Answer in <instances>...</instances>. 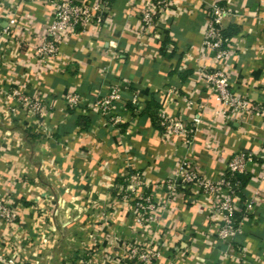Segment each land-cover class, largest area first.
<instances>
[{"label":"crops","instance_id":"1","mask_svg":"<svg viewBox=\"0 0 264 264\" xmlns=\"http://www.w3.org/2000/svg\"><path fill=\"white\" fill-rule=\"evenodd\" d=\"M54 1L0 0V196L18 212L12 226L0 220V264H73L81 253L95 264H128L130 240L156 247L153 264H264V117L222 114L196 74L198 65L214 67L203 40L209 6L223 4L231 12L224 26L236 30L227 61L231 88L264 102V0H170L161 32L154 33L133 13L146 0H111L100 30L80 31L41 66L35 50ZM118 83L125 86L123 101L112 115L121 121L112 125L89 107ZM15 88L40 95L46 114L24 112ZM71 90L84 99L73 110L65 99ZM163 111L187 126L200 119L189 146L180 136H163L157 122ZM239 151L263 157L248 166L241 198L257 199L247 215L238 213L241 232L229 245L216 237L208 197L197 188L169 198L154 187L183 157L216 179ZM133 176L163 206L142 227L135 225L134 202L123 198ZM41 195L68 200L67 214L74 216V222H56L53 240L39 231L37 210L48 203L33 199Z\"/></svg>","mask_w":264,"mask_h":264},{"label":"built area","instance_id":"2","mask_svg":"<svg viewBox=\"0 0 264 264\" xmlns=\"http://www.w3.org/2000/svg\"><path fill=\"white\" fill-rule=\"evenodd\" d=\"M49 23L40 38L35 50L36 57L41 66L48 65L55 59L60 47L67 43L80 31L100 30L106 20L109 10V0H56ZM170 0H146L141 6L134 5V15L143 25V30L154 33L162 28L164 14L167 12ZM231 14L230 8L223 4L214 3L209 6L208 25L204 35L203 46L205 50L213 54L214 67L208 69L204 65L196 67V74L203 78L204 83L215 94L216 100L222 106V114L234 116V114H257L264 117V102H255L236 94L230 85L227 61L235 51L231 45V38L225 36L224 20ZM15 20H10V28ZM161 32V31H160ZM124 84H115L103 94L97 95L90 104L89 109L107 117L112 125L121 121L119 114H113L112 110L123 101ZM12 95L16 97L20 108L28 115L42 117L46 114L43 99L38 94H30L13 89ZM66 103L70 109H75L84 104V99L76 91H69L65 95ZM191 101V100H190ZM189 101V102H190ZM131 102L137 104L134 95ZM191 103V102H190ZM200 119L194 117L191 126L181 119H175L166 112L159 114V126L164 130L163 136L177 135L182 137L184 145L189 146L198 129ZM263 156H257L251 152L239 151L230 155L225 169L216 179L202 175L197 166L189 157H183L178 161L177 170L155 189L165 190L168 197H175L191 188L208 197V222L216 224V237L230 245L234 237L241 232V222L236 216L244 210L245 215L253 207L257 197L242 199L238 194V182H232L237 175L248 173L249 164L260 160ZM137 177H131L123 190V198L131 199L135 206V225L142 227L150 224L155 218V213L162 206L157 204L152 194L141 191ZM264 179V174L262 175ZM18 218L17 210L0 196V220L6 225L12 226ZM128 251L131 258L130 264H153L159 256V251L150 242L128 243ZM4 255L0 247V260ZM13 259L8 260L12 263Z\"/></svg>","mask_w":264,"mask_h":264},{"label":"rangeland","instance_id":"3","mask_svg":"<svg viewBox=\"0 0 264 264\" xmlns=\"http://www.w3.org/2000/svg\"><path fill=\"white\" fill-rule=\"evenodd\" d=\"M43 200L45 202L48 203V208L47 207H42V209L39 207V209L37 211H40V215H39V222H40V226H39V231H42V233H44L45 231V235L49 236L52 240L55 238L53 235H55V233L58 232L57 227V223L59 221H61V224H66V223H70V222H74L73 217L74 216H70L67 214L68 212V208H67V204H68V200H64V199H57L56 202L54 200H51L49 197L45 196L42 197H35L33 199L34 205L38 204L40 205L41 203L44 204L45 202H43ZM45 203V204H47ZM65 212V213H64ZM80 219V216H78L77 221ZM57 222V223H56ZM36 225V224H35ZM51 240V242H52ZM132 242V240L128 241V243ZM128 243L126 246V252L128 253L129 256V260L131 261L130 255H129V251H128ZM78 254V253H77ZM72 255V254H71ZM129 261V262H130ZM73 264H95L94 261L92 260V257L90 256V254H78L76 256V258H74L72 260ZM130 264V263H128Z\"/></svg>","mask_w":264,"mask_h":264},{"label":"trees","instance_id":"4","mask_svg":"<svg viewBox=\"0 0 264 264\" xmlns=\"http://www.w3.org/2000/svg\"><path fill=\"white\" fill-rule=\"evenodd\" d=\"M111 0H109L110 2ZM236 30L233 29L232 27H227L223 30V33L225 34V36H228V37H231L233 35V33H235ZM135 106H137L136 104H133ZM157 122L159 123V116L157 117ZM85 118L83 119V122H85ZM248 179L249 177L247 176V174H243V175H237L235 176L234 178H232V182H238V190H237V194L240 196V197H243L244 196V188H245V185L247 184L248 182ZM238 217V214L236 215Z\"/></svg>","mask_w":264,"mask_h":264}]
</instances>
